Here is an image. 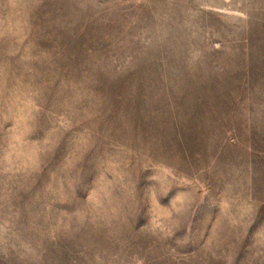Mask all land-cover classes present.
Returning <instances> with one entry per match:
<instances>
[{"label":"rangeland","instance_id":"1","mask_svg":"<svg viewBox=\"0 0 264 264\" xmlns=\"http://www.w3.org/2000/svg\"><path fill=\"white\" fill-rule=\"evenodd\" d=\"M0 264H264V0H0Z\"/></svg>","mask_w":264,"mask_h":264}]
</instances>
